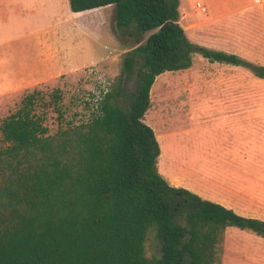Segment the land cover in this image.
I'll list each match as a JSON object with an SVG mask.
<instances>
[{"label":"trees","instance_id":"obj_1","mask_svg":"<svg viewBox=\"0 0 264 264\" xmlns=\"http://www.w3.org/2000/svg\"><path fill=\"white\" fill-rule=\"evenodd\" d=\"M68 5L79 15L115 6L118 30L137 38L125 59L126 76L136 71L135 87L128 90L121 78L96 102L90 94L89 117L60 122L54 133L43 124L44 112L34 110L38 91L0 121V264H220L226 228L264 237L263 219L170 185L157 169L154 130L143 121L156 77L189 67L195 53L260 78L264 66L191 42L179 22V0ZM60 100L55 88L51 103L61 121ZM152 230L159 257L145 254Z\"/></svg>","mask_w":264,"mask_h":264},{"label":"crops","instance_id":"obj_2","mask_svg":"<svg viewBox=\"0 0 264 264\" xmlns=\"http://www.w3.org/2000/svg\"><path fill=\"white\" fill-rule=\"evenodd\" d=\"M29 1L0 0V100L54 78L61 73L62 63L77 57L74 39L66 35L75 30L79 14L70 10L73 23L57 22L48 29L36 25L30 31L25 9ZM206 1H216L220 8L229 2ZM253 75L245 66L210 61L195 53L189 67L166 71V80L180 78L174 85L171 81L166 84L185 85L196 95L197 107L192 113L198 128L196 146L188 132H178L171 125L170 116L158 118L155 107L151 126L160 147L157 169L170 185L186 188L242 216L258 218L249 211L264 202V104L252 103ZM163 157L168 166L165 170L160 168Z\"/></svg>","mask_w":264,"mask_h":264},{"label":"rangeland","instance_id":"obj_3","mask_svg":"<svg viewBox=\"0 0 264 264\" xmlns=\"http://www.w3.org/2000/svg\"><path fill=\"white\" fill-rule=\"evenodd\" d=\"M196 1L203 2L205 14L194 7ZM227 3L220 8L216 1L180 0L179 21L187 37L196 43L234 52L254 64L264 65V0H229ZM25 9L30 31L36 25L48 29L57 22L69 23L70 20L73 23L74 20L68 0H30ZM75 18V30L71 29L66 35L72 41L74 39L72 43L77 46L75 61L71 59L67 64L62 63L61 73L54 78L9 97L6 101L0 100V121L19 108L21 98L26 93L35 91L36 94L38 91L34 110L44 112L43 124L48 127L49 133H54L60 122H79L89 117L93 104L88 105L86 102L90 100V94L94 96L90 102H96L102 92L110 89L121 78L128 90L134 89L136 71L134 69L126 76L125 59L128 51L137 45V38L131 33L122 34L118 30L115 25V6L91 10ZM147 35L139 43L144 42ZM176 79L180 80L179 77L166 80V72L156 77L150 90V99L153 101L143 121L153 128L152 111L155 107L158 118L170 116L173 119L171 125L178 132H188L192 138L191 144L195 147L198 128L192 113H195L197 107L196 95L185 85L173 86ZM166 81H171L173 85L166 84ZM55 88L61 92V100L58 102L64 112L61 121L51 103ZM252 91V103L264 104V78L253 75ZM117 100L126 106L121 98ZM164 128L163 124L161 129ZM158 138L165 143L163 136L159 135ZM165 161L164 157L160 161L162 170L168 167ZM171 163L168 161V164ZM249 212L264 219V202ZM145 254L147 257L160 256L154 230L147 235ZM218 256L220 264H264V237L250 230L228 227L218 245Z\"/></svg>","mask_w":264,"mask_h":264},{"label":"built area","instance_id":"obj_4","mask_svg":"<svg viewBox=\"0 0 264 264\" xmlns=\"http://www.w3.org/2000/svg\"><path fill=\"white\" fill-rule=\"evenodd\" d=\"M194 7L199 11L202 12L203 14L206 13V7L201 1H196L194 4Z\"/></svg>","mask_w":264,"mask_h":264}]
</instances>
